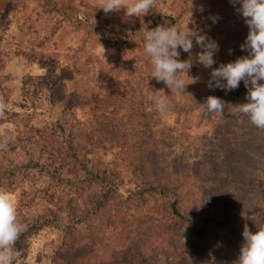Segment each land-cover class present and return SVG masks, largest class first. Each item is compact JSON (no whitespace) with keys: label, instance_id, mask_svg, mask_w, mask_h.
Here are the masks:
<instances>
[{"label":"rangeland","instance_id":"374dc122","mask_svg":"<svg viewBox=\"0 0 264 264\" xmlns=\"http://www.w3.org/2000/svg\"><path fill=\"white\" fill-rule=\"evenodd\" d=\"M99 6L0 0V190L14 197L24 225L14 264H235L244 227L264 223V129L233 107L247 102L243 81L209 88L211 69L197 63L185 91L150 77L143 32L178 24L207 33L219 45L218 67L247 54L239 4L155 0L127 20L123 8ZM199 51L194 41L192 55ZM153 90L168 99L167 112L149 99ZM208 95L226 103L222 114L200 104ZM142 109L153 112L157 152H140L143 118L131 112ZM158 160L191 174L178 201L187 219L159 192Z\"/></svg>","mask_w":264,"mask_h":264},{"label":"clouds","instance_id":"9594fccd","mask_svg":"<svg viewBox=\"0 0 264 264\" xmlns=\"http://www.w3.org/2000/svg\"><path fill=\"white\" fill-rule=\"evenodd\" d=\"M230 2L239 4L238 11L248 27L245 41L240 45L246 55L213 67L219 45L207 33L188 26L185 30L178 24L147 27L143 32V47L150 57V77L162 81L171 90L185 91L190 82L186 83L184 76H190L193 63H197L211 69L210 79L207 81L209 88L231 91L243 81L247 88V102L233 107L246 116L252 125L264 129V0ZM154 3L155 0H100L98 8L103 9L106 14L123 8V19L127 20L132 16L142 18L151 11ZM217 18L212 17L213 22ZM194 41L201 49L195 56L192 55ZM179 49L188 53L189 57L179 59ZM149 99L161 113L168 111V99L159 95L156 90L149 95ZM200 104L210 113L222 114L228 107L222 98L215 95H208ZM23 231L24 225L17 219L14 197L9 192L0 190V264H14L17 255L15 244ZM242 234L244 242L235 264H264V223L257 225L254 232L245 226Z\"/></svg>","mask_w":264,"mask_h":264},{"label":"trees","instance_id":"16d2710c","mask_svg":"<svg viewBox=\"0 0 264 264\" xmlns=\"http://www.w3.org/2000/svg\"><path fill=\"white\" fill-rule=\"evenodd\" d=\"M241 92V90H239ZM247 93V91H246ZM73 98L71 97H67L66 98V106L67 108L65 110H67V112H69L71 109L69 108L70 106V101ZM180 110H178L179 113ZM131 113H138V115H140L141 118H143L142 120V125L140 126V128H142V135H141V153H146L147 151L151 152H157V146L156 143H153V134H155V129L153 127V124H151L152 122L149 121V117L150 115L153 113L152 111H148L147 109H142L139 111H132ZM76 112L75 110L71 111L69 114V117L73 118L72 122L71 119L69 118L66 123H73L74 120H76L75 118ZM75 117V118H74ZM159 123V122H158ZM102 125H100L98 123V128H100V130L105 132V128L101 127ZM111 126V130L112 132H114V134H123V126L121 124H119L118 122H111L110 124ZM75 126H70V130H73ZM83 128V126H82ZM78 130V128H77ZM78 131H76V139H81V135L77 134ZM160 135V126L158 124V157L161 156V154H163V150H164V146H163V140L162 138L159 136ZM163 162H160L158 160V171L160 172L159 174L163 177L161 180V182H158V188H159V192L161 194H168L170 193L173 198L172 200H170L169 203H167V207L171 210L173 215H176L178 217H181L183 219H187L186 215L184 213H182V211L179 208L178 205V201L180 199L181 196V185L182 182L185 181V178H188L191 176L190 172L185 174V173H180L178 171V169H175L174 166H172V164H162ZM171 166V167H170ZM171 169V173L167 176H165V173L167 170ZM190 169V168H189ZM179 172V173H178ZM158 174V175H159ZM199 175V174H197ZM170 179V180H169ZM186 194L188 192V190L185 191ZM183 193V190H182ZM188 195V194H187ZM196 200H198V202L202 203V196H199V194H197L196 192H194V195ZM191 220V219H190ZM45 225V223H44ZM164 225V224H163Z\"/></svg>","mask_w":264,"mask_h":264}]
</instances>
